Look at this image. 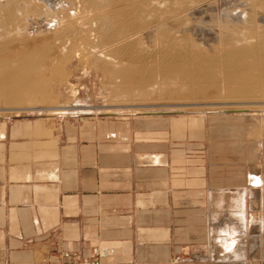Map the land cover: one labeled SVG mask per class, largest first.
<instances>
[{
  "label": "crops",
  "instance_id": "1",
  "mask_svg": "<svg viewBox=\"0 0 264 264\" xmlns=\"http://www.w3.org/2000/svg\"><path fill=\"white\" fill-rule=\"evenodd\" d=\"M6 151L0 264H61L65 250L92 257L95 246L106 264H264V194L245 161L237 181H209L205 158L173 154L168 132L138 140L131 122L108 119L65 122Z\"/></svg>",
  "mask_w": 264,
  "mask_h": 264
},
{
  "label": "rangeland",
  "instance_id": "2",
  "mask_svg": "<svg viewBox=\"0 0 264 264\" xmlns=\"http://www.w3.org/2000/svg\"><path fill=\"white\" fill-rule=\"evenodd\" d=\"M110 1L0 0V156L7 152L10 141L45 139L64 129L65 122L126 120L131 122L132 132L137 129L138 140L159 139L164 130L173 154L191 157L193 164L200 163L194 159L205 158V169L201 170L213 176L209 181H237V166L245 161L246 167L252 169L254 195L262 200L264 111L258 112V120L252 124L247 121V111L236 106L178 105L179 102L160 99L152 101L157 108H149L146 104L151 100L129 105L118 99L113 85L114 62L108 61L116 58L105 40L107 25L113 22L105 17L103 23L95 14L98 10L106 13L115 0ZM222 1H215L212 7L220 10L240 3ZM85 29L101 36L91 37ZM161 103H167V107ZM121 128L128 130L123 123ZM211 150L224 152L216 156ZM195 171L193 174L200 173ZM255 206L259 211L263 205ZM257 224L262 226L258 219Z\"/></svg>",
  "mask_w": 264,
  "mask_h": 264
},
{
  "label": "bare ground",
  "instance_id": "3",
  "mask_svg": "<svg viewBox=\"0 0 264 264\" xmlns=\"http://www.w3.org/2000/svg\"><path fill=\"white\" fill-rule=\"evenodd\" d=\"M215 1L115 0L109 10L102 9L106 13L95 8L99 21L113 22H105V40L116 58L108 61L114 62L117 98L129 105L151 100L149 108H157L151 104L160 99L236 106L256 123L264 111V0H238L220 10L212 7Z\"/></svg>",
  "mask_w": 264,
  "mask_h": 264
},
{
  "label": "built area",
  "instance_id": "4",
  "mask_svg": "<svg viewBox=\"0 0 264 264\" xmlns=\"http://www.w3.org/2000/svg\"><path fill=\"white\" fill-rule=\"evenodd\" d=\"M92 254V257H78L76 252L65 250L60 256L62 259L61 264H106L103 261V256L106 252L101 251L99 247L95 246L92 250Z\"/></svg>",
  "mask_w": 264,
  "mask_h": 264
},
{
  "label": "clouds",
  "instance_id": "5",
  "mask_svg": "<svg viewBox=\"0 0 264 264\" xmlns=\"http://www.w3.org/2000/svg\"><path fill=\"white\" fill-rule=\"evenodd\" d=\"M236 241L233 239L231 242H224V248L226 252H232L235 247ZM237 260L240 259L239 255L235 257Z\"/></svg>",
  "mask_w": 264,
  "mask_h": 264
}]
</instances>
